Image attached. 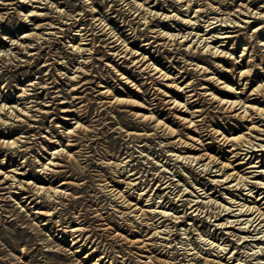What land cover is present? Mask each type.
<instances>
[{"label":"rangeland","instance_id":"374dc122","mask_svg":"<svg viewBox=\"0 0 264 264\" xmlns=\"http://www.w3.org/2000/svg\"><path fill=\"white\" fill-rule=\"evenodd\" d=\"M252 107L264 0H0V264H264Z\"/></svg>","mask_w":264,"mask_h":264},{"label":"bare ground","instance_id":"6f19581e","mask_svg":"<svg viewBox=\"0 0 264 264\" xmlns=\"http://www.w3.org/2000/svg\"><path fill=\"white\" fill-rule=\"evenodd\" d=\"M260 14V13H259ZM226 21V20H225ZM233 23V22H232ZM221 25V24H220ZM224 29H226V28H224ZM210 32V31H209ZM227 33V32H226ZM184 34V33H183ZM193 36V35H192ZM191 36V37H192ZM175 37V36H174ZM173 37V38H174ZM182 37V36H181ZM188 37V36H187ZM228 36H226V37H223V38H227ZM202 38V37H201ZM203 40V39H202ZM201 40V41H202ZM206 43V42H205ZM201 44V43H200ZM208 46V45H207ZM202 47V46H201ZM216 51V50H215ZM142 67V66H141ZM159 73V72H158ZM168 73V72H167ZM245 75V74H244ZM174 82H177L176 83V88H177V90H179V89H182V85H180L179 83H178V81H177V79H174L173 80ZM185 86V85H184ZM193 85H186L184 88H183V90L180 92V93H183V91L185 92V93H189V92H194V91H196L195 89L194 90H188L187 91V89H189V88H191ZM196 92H194V95H192V98H195L196 97V95H197V93L195 94ZM183 95V94H182ZM187 95V94H186ZM177 96V95H176ZM181 96V95H180ZM216 99V98H215ZM220 101V100H219ZM240 101V100H239ZM225 103H229V101H227V102H225ZM243 101L241 102H237V101H234V102H232V103H229V105H231V107L233 108V107H235L236 105L237 106H239V105H241V107L240 108H244V114L246 115V114H248L249 113V107H247V106H245V103H243ZM247 103V102H246ZM191 105V104H190ZM195 105V104H194ZM185 106H187V104H185L184 105V107ZM192 108V107H191ZM194 108V107H193ZM253 109L252 110H254V113L256 112V113H260L261 112V114H264V107H263V109H260L259 107H252ZM238 109V108H237ZM187 110H189V106L187 107ZM195 112V111H194ZM192 113V112H191ZM241 113V112H240ZM202 114V113H201ZM252 114V113H251ZM240 115V114H239ZM254 120V119H253ZM190 122H192V123H194V113H192V118L190 119ZM196 125V124H195ZM259 126V125H258ZM196 129V128H195ZM198 129V128H197ZM225 138V137H224ZM242 138V137H241ZM227 139V138H226ZM256 145V144H255ZM62 146H63V144H62ZM262 146V145H261ZM67 148V147H66ZM257 148V147H256ZM54 151H56V150H54ZM232 151V150H231ZM58 152V151H57ZM60 152V151H59ZM54 154V153H53ZM206 155V154H205ZM237 155V154H236ZM254 155V154H253ZM208 157V156H207ZM194 158V157H193ZM201 158V157H200ZM205 159V158H204ZM251 160V159H250ZM51 163V162H50ZM49 166V165H48ZM228 167V166H227ZM238 173V172H237ZM227 176V175H226ZM230 177H232L231 175H229L228 176V179L230 178ZM224 179V178H223ZM239 184V183H238ZM246 184V183H245ZM263 199H264V197H263ZM198 205V204H197ZM230 205V204H229ZM193 206V205H192ZM224 206V205H223ZM227 206V205H226ZM241 206V212H244V213H249V215H254V214H256V212H259V214H260V217L261 216H263L264 215V211L261 209V207L260 206H257V205H255V206H253V207H250V206H248L247 208H245V206L246 205H240ZM227 208V207H226ZM229 208V207H228ZM231 209V208H230ZM229 210V209H228ZM255 210V211H254ZM229 215V214H228ZM217 216V215H216ZM258 215H256V216H254L252 219H248V223H251L250 224V226L252 227L253 226V224L256 222V221H258L259 219H260V217H258V218H256ZM222 217V216H221ZM261 220V219H260ZM262 221H264V219H262L261 220V222ZM246 222V221H245ZM255 230V229H254Z\"/></svg>","mask_w":264,"mask_h":264}]
</instances>
